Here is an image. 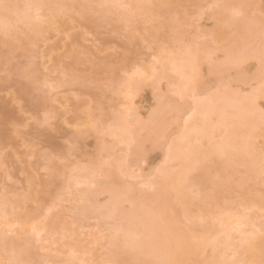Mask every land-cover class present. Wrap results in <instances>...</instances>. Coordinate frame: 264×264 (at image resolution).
I'll return each mask as SVG.
<instances>
[{
	"label": "rangeland",
	"instance_id": "374dc122",
	"mask_svg": "<svg viewBox=\"0 0 264 264\" xmlns=\"http://www.w3.org/2000/svg\"><path fill=\"white\" fill-rule=\"evenodd\" d=\"M59 1L72 5L86 1L90 7L85 9L86 17H83L79 11L67 7L64 12H61L59 21L52 25L53 27L43 25L36 35L26 30L22 21L8 24L7 30L0 32L1 40L11 44L8 45L0 40V198L13 202L5 209L8 220L12 221L16 216L26 220V223H13L9 227L10 230L6 235L10 240L15 241L16 248H8L5 252H0V263L18 264L14 257L17 254L16 251L27 246L30 253L34 254L26 264H68L69 250L66 243L70 241L76 242L81 248L79 249L84 252L82 255L84 260H76L73 264H123L120 258L125 234L123 235L124 230H121V228L124 229L121 216L127 209L128 212L131 211L133 206L144 211L151 209V206L157 203L153 194L154 190L160 186L162 175L165 173L161 167H164L166 172H177V168L184 170V167L179 166L182 165L180 163L183 162L182 160L166 159L164 154L170 141L175 140L180 133L194 102L201 101L207 91L208 93L219 92V94L228 92L232 94L239 91L241 94L247 92L246 95H249L250 88L261 84L263 78H258L256 81V73L261 66L260 77L264 76V68H262L264 54L261 59L264 53V0H241L240 3V0H229L231 5L226 9H224V0H161L163 2L161 6L157 0H137L141 8L134 16L127 10L128 7L124 9L129 0H120L121 6L109 9L100 5V0ZM1 2H6V0ZM236 3L239 4V9ZM235 5L238 10H233ZM234 11H239L240 15H233ZM38 13L48 16L49 10H39ZM4 14L5 12L0 8L1 19L5 16ZM214 29L218 32H213ZM242 42L247 44L243 46ZM238 44L240 48L233 47ZM247 46L253 48L254 52L252 50L253 53L250 52L252 56L249 53V47L247 50L244 49ZM180 47L198 49V54H196L199 55L197 56L198 63L195 62V67H199V64L200 67L196 68L198 72L195 73L193 81L194 84L197 80L193 86L196 97L190 96L189 93L180 94L176 91L177 74L169 69V65H165L164 56L175 54L177 52L175 50H180ZM232 47L236 53H232L234 56L230 53L233 51L230 50ZM197 49L192 50L197 51ZM247 52L251 59L240 63L241 58H237L240 57L239 53L244 54L242 58L246 59ZM228 54L232 55L230 58L237 59L231 62L230 58L226 59ZM235 55L238 56L235 57ZM217 58L223 61L216 60ZM225 61L231 64H223L225 66H221L222 70H220L221 63ZM133 62L138 64L137 69H141L139 71H143L147 76L140 77L141 87L137 88L139 92L135 90H133L134 93L131 92L135 98L130 96L131 94L126 96L120 92L126 79L132 78V75L133 78H138L137 75L131 74L133 72L129 68L132 67ZM209 62L214 64L211 65ZM219 62L220 65L216 64ZM212 73L217 75H212ZM237 76L241 80H238ZM242 76L244 78H241ZM202 79V83L208 84L207 87L200 84L199 81ZM244 79L245 81H242ZM261 85L264 86V84ZM228 87L229 89L225 90ZM230 87L235 91H231ZM262 88L264 90V87ZM128 101L131 102L128 103ZM258 101L263 104L264 109V100L258 99ZM134 105L137 111H134ZM126 108H130L132 113L128 116L132 121L131 130L133 129L134 136L139 138L129 146L136 148L135 146L138 145L139 149L142 147L139 150L140 153L137 152L138 149L131 147L134 149L132 153L137 152L138 154H133L134 158L130 156V164L129 159L126 158L128 156L125 157L128 167L126 162H122V158L131 151L127 152V146L117 143L116 139L114 137L112 139V136L106 134L105 130V127L114 121L116 114L126 115L122 114L128 110ZM150 112L153 115L148 116ZM150 118L152 122L148 124L147 120L150 122ZM144 121L149 127H146ZM101 122L104 130L101 124L97 128L92 126L94 123L99 125ZM170 122H172L170 127L164 125ZM152 123L153 126L160 128L166 126L164 130H167L162 132V129L157 128L160 131L153 133L156 127L151 126ZM158 124L164 126L161 127ZM140 126L148 128L139 132L140 137L143 138L135 135ZM151 128H153L152 131ZM135 129L137 131H134ZM253 130L255 135L253 142L257 146V151L262 153L264 152V123L259 124ZM150 133L153 134L149 135ZM218 134L215 133L214 136ZM159 135L162 136L159 137ZM193 135L197 137L196 133H192L191 137H194ZM148 136L156 137L154 138L155 143L149 140L157 145L154 151L152 150L153 144L151 143L150 146L149 141L145 142ZM111 141L114 143L110 144ZM200 141L202 145L204 141ZM102 144L110 146V152H114L111 153L112 156L115 155L114 157L117 158L124 156L119 158V163H121L119 167L116 166L118 163L109 165L114 168L108 171L106 170L108 165H105V170L91 175L95 182L91 189L99 191V194L103 192L108 194L96 195L95 205L92 206L99 207L88 208L82 217L77 210L78 217H81L78 220L73 210L74 205L77 204L73 199L76 198V196L73 197L76 191H73V195L65 192L64 182L67 177L78 170L76 165H86L90 168V161H93L96 155V158H99L101 154L105 163L111 160L106 156L109 155L107 151H101ZM193 145L201 146L200 144ZM145 150L146 152L151 150V152L146 153ZM214 160L215 158L212 161ZM223 160L224 158H216L215 162L206 163H221ZM122 166L127 170L130 167L131 175L129 171V173L125 172ZM206 166L209 167L206 172V167L194 169L196 167L194 166L189 168L190 171L185 168L187 177L191 176L186 181L192 183L190 185L194 186L193 188L199 182L200 193L202 191L200 196L203 195L202 198L206 199L205 204L192 203L189 205L181 201V198L184 200L188 196V198L193 196L188 189L189 186L187 188L184 186L186 182L182 188L184 190H181L183 196L181 193H179L181 195L173 196L175 194L173 190L168 189L169 197L167 196L166 203L164 202L166 214L170 215L179 227L192 230L196 238L203 230L212 227L209 215L214 216L218 211L238 212L243 209V206L249 205L246 212L253 217L255 226L246 227V229L257 231L254 237L257 238L262 255L254 259V264H261L260 262L264 260V172H260L257 176H248L242 164H234L232 171L230 168H223L220 172H216L213 164L211 166L214 169L209 164ZM121 167L123 170H120ZM205 174H207V179ZM210 177L212 179L214 177V182ZM244 181L249 187V193L245 196L242 195V190L238 186ZM150 182H154V187H147ZM113 183H117L115 186L119 189L123 186L122 191L125 193L127 188L130 191L124 195L125 197L120 191L121 198L111 200L114 196H110V199H107L109 187ZM144 191L146 193H141ZM215 192L218 198L210 203L209 197ZM110 193H112L111 190ZM147 201L151 202L147 203ZM152 201L153 205H151ZM194 201L197 202L196 199ZM252 201L258 202L259 205L253 206ZM81 202L83 201L79 203ZM213 202L215 204L212 205ZM172 206L176 208L173 211L174 214L170 213L173 208L169 207ZM187 206L190 210L187 209V214L184 215L183 209ZM209 208L210 210H207ZM46 213L52 217L57 215L53 219L57 221L60 219L58 226L64 225L67 221H76V223L78 221L84 227L81 228L79 224L78 230L71 226L67 227L66 230L72 229L71 239L74 242L61 233L60 235L64 238L56 239L51 243L52 239L48 238L49 234L46 230L41 232V236L48 239L40 240L33 233L32 227L34 220L39 222V219L41 217L43 219ZM202 214L205 216L204 221H199L198 216ZM70 225L74 227L77 224ZM1 227L3 225H0ZM239 238V232H236L233 242L237 243ZM80 253L81 251L78 255L82 259ZM223 253L222 245L215 249L207 247L202 256L200 255V264H223L224 259L228 261V264H246L245 261L234 263L236 257L230 250L226 257H223Z\"/></svg>",
	"mask_w": 264,
	"mask_h": 264
},
{
	"label": "bare ground",
	"instance_id": "6f19581e",
	"mask_svg": "<svg viewBox=\"0 0 264 264\" xmlns=\"http://www.w3.org/2000/svg\"><path fill=\"white\" fill-rule=\"evenodd\" d=\"M1 1H3V0H0V8L5 12V14H4L5 16L2 19L0 17V32L1 33L5 32L7 30L8 24H14L18 21H22L25 25L26 30H28L29 32H33V35H36L40 32V28L43 25H46L47 27H53L52 25L56 24L59 21V16H60L61 12H64L67 7L69 9H72V10L74 9V10L79 11L83 17H86L84 15L85 12H87V11H85V9H87V7H90L89 4L86 3V1L85 2L83 1L80 4L79 3H73V5L70 3L68 4V3H64V2L60 3L59 0H46V1H44V0H28V1L27 0H25V1L24 0H6V2H1ZM62 1H65V0H62ZM234 1H236V0H234ZM76 2H78V1H76ZM157 2H158V4L160 3V6L163 4V2L161 0H157ZM223 2H224V6H225L224 9H226L227 7H229L231 5V2L229 0H224ZM240 2H241V0L239 1V3ZM74 4H78V5H74ZM99 4L104 6L107 9H109L111 7H114V6H121L122 2L120 0H100ZM233 4H234V2H233ZM238 5L239 4H237V8H238ZM127 7H128V9H127ZM140 8H141L140 2L137 0H129V3L127 4V6L124 7V9H127L130 12V14L133 16H134V14H136L138 12V10ZM43 9L49 10L48 16H46V14H44V13H38L39 10H43ZM224 9H223V11L225 12ZM234 9L238 10V9H236V5H235V8L233 7V10ZM88 10H89V8H88ZM123 13L125 14V12H123ZM171 26L172 25H170V27ZM213 32H218V31H216V29H214ZM178 33L180 34V32H178ZM30 34H32V33H30ZM215 34H218V33H215ZM0 40H1V37H0ZM1 41L4 42L3 40H1ZM4 43L11 45L10 42H4ZM242 44H243V42H242ZM245 44H247V43H245ZM245 44H243V46H245ZM233 47H236V49H237V47H239V44H238V46L234 45ZM233 47L230 49V50H233L232 52H230L231 54L235 52ZM248 47L249 46L245 47L244 49L247 50ZM250 47L248 49L249 53L250 52L253 53L254 52L252 50L253 48L251 47V49H250ZM192 49L194 50L197 48L183 47L180 50H175V52L177 51L175 54H173V55L168 54L169 56H164V57H165V61H166L165 65H169V69L172 70L175 74H177V83H176L177 90L176 91L180 94L189 93L190 96L196 97L197 95L194 93V87L193 86L195 83H197V80L194 84H193V81H194L195 73L198 72V71H196V68L198 69L200 67V64H199V67L198 66L195 67V65H196L195 62L198 63L197 62V59H198L197 56H199V55H196V54H198V49H197V51L196 50L193 51ZM242 50H243V48H242ZM245 50H243V51H245ZM238 52H240V49ZM249 53L247 52V54L245 55L247 57L246 59H245V57L242 58V56H244V54L242 55L241 53H239L240 57H237V58H241V60L244 59L242 61L238 59L240 61V63L248 61L247 59H249L252 56L251 53H250L251 56L248 55ZM234 54H236V53H234ZM263 54L264 53H262V55H261V59H262ZM232 55L228 54L226 56V59H229ZM236 56H238V55H235V57ZM233 58H230L231 62H233L232 60L237 59V58H235V59H233ZM218 59H221V58H217L216 60H218ZM223 59H224V56H223ZM223 59H221V60L223 61ZM221 60H220V62H221ZM238 60H236V61H238ZM220 62L216 63V64L220 65ZM225 63L231 64L227 61L222 62L220 65V68H221V66L227 65ZM238 63L239 62H237V64ZM209 64L213 65L214 63L209 62ZM223 64H225V65H223ZM136 65H138V64L134 63L132 65V67H129V68H131V70L133 72L131 74L137 75L138 78L137 77H136L137 79L133 78L134 76L132 75V78H128L125 80V83L123 85V89H120V90H122L120 92H123L122 95L128 96V94H131V92L133 90L139 92V90L137 88L141 87L140 86L141 85L140 84V81H141L140 77L143 78L146 76V74L143 73V71L140 72L139 70H141V69H139V68L137 69ZM165 65L163 66L164 68H165ZM219 65H215V66L218 67ZM215 66H213V68H215ZM209 68L211 69V67H209ZM260 68H261V66H260ZM260 68H259V71L256 73V76H257L256 81H258L257 80L258 78H263L261 80L263 83L261 82V84H264V76L260 77V73H261ZM262 68H264V64H262ZM220 70H222V68ZM144 72H145V70H144ZM210 72H212V71H210ZM150 73L149 74L152 75V72H150ZM215 73H217V72H215ZM215 73L214 74L212 73V75H217ZM243 74H244V72H243ZM244 75L246 76V73ZM207 76H209V75H207ZM239 77H240V75H239ZM239 77H238V80H241V79H239ZM248 77L250 78V76H248ZM241 78H244V76H242ZM245 78H247V77H245ZM202 81H203V79L201 81H199V82H201L200 84H203V85H205V87H207L206 85H208V84L202 83ZM242 81H245V79ZM259 81H260V79H259ZM141 83L143 84V82H141ZM261 84L258 87L250 88L251 90H249V92H250L249 95H246L247 92L245 94H244V92H242V94H241V92L239 93V91L237 92V90H236L237 93L231 92L232 94H228L230 92H228L227 94H224V93L219 94V92H213V93H215V94H213V93H208V91H207V93L205 94V97L201 101H195L194 102L193 106L190 108L189 116L185 119L184 124H183L182 128L180 129V133L178 134V136H176L175 140H173L172 142L170 141L169 145L167 146V150L164 154L166 159L172 158V159L182 160L183 162H180L182 165H179V166L184 167V170L177 168V170H178L177 172H174V171L173 172H166V171H164L165 168L161 167V168H163L162 171L165 173H163V175H162L160 186L154 190V194H153V195H155V200L157 201V203L155 202L156 204H154L152 201L151 205L154 204V206H151L152 208L149 210L141 211L139 207L134 208V206H133L132 210L129 212L127 209L126 210L127 212L125 211L124 214H122L123 209H126V208H123L120 212L122 214V216H121V218H122L121 220L123 222L122 227L124 228V229L121 228V230L122 231L124 230L123 235L125 234V236H124L125 241L123 243V248H122V256L120 258V261H122L123 264H200V261H199L200 255L202 256V253L204 252V250L207 247L215 249L219 245H222L224 247L223 257H226L229 255V250L232 252L233 256L236 257L234 260V263L245 261L246 264H254V259L255 258L258 259L262 255V252L259 248L260 246L258 245L257 238L254 237V234L257 233V231H255L253 229H251V230L246 229V227L255 226V223L253 221V217L250 216L246 212V209H248L249 205L247 207H245V206H243L244 205L243 204L242 205L243 209L241 211H238V212H235V211L231 212V210H229L228 213H225V211L224 212L218 211V213L215 214L214 216L209 215L207 213V216L209 215V219L212 220V222H211L212 227H209L208 229L205 228L206 230H203V232L199 236H197L196 238L193 235L194 233L192 232V230L190 231V230H186L185 228L183 229V227L182 228L179 227L177 225V223H175L170 218V215L166 214V207L164 206V202L166 203L165 199H167L169 197L167 194L168 189L173 190V192L175 193V194H173V196L176 194H178V195L182 194V196H183V192L181 193V190L182 191L184 190V189H182L183 185L187 182L186 180L191 177V176L187 177L185 168H187L189 170L190 167L193 168L194 166H196L194 169H197L198 167L199 168L201 167V169H204V167H206L205 168V172H206V170H209L208 169L209 167H207L206 165L209 164L211 166L213 164L216 168V172H220V169H223V168H230V171H232V170H234V164H242L245 166L246 175H248V176L249 175L250 176L251 175L257 176L260 172H264V169H263L264 168V152L261 153V152L257 151L258 150V149H256L257 146L253 142V138L255 136L253 129L255 127H257L259 124L264 123L263 104L258 101V99L264 100V98H263L264 97V92H263L264 90L262 88L264 86ZM228 89H229V87L226 88L225 90H228ZM230 89H231V87H230ZM253 89H255V90L253 92H251ZM231 91L234 92L235 90L231 89ZM132 93H134V91ZM238 94H241V95H238ZM130 96H132V94ZM134 98H135V96H134ZM134 98H132V99H134ZM129 100H131V99H129ZM129 102H131V101H128V103ZM132 102H133V100H132ZM133 107L135 108V110L134 109H132V110L137 111L136 110L137 108L135 107V105ZM126 109H128L127 111H125L126 113L125 112L122 113V114H126L125 116L116 114L117 116L115 115L114 116L115 118H113L114 121L111 124H109L107 127H105L106 134H108L109 136H112L111 137L112 139L114 137L116 139L117 143L125 144V146H127V149H128L127 152L131 151L130 153H132V150L138 149L137 152L140 153L141 151H139V150L142 149V147L139 149L138 145H137L138 148H137V146H135L136 148L131 146L132 148H134V149H132L129 146L133 141H135V140L138 141L139 138H136L134 136L133 131H132L133 129L131 130L132 121H130L128 118V116L132 114L129 110L130 108H126ZM152 109H154V108H152ZM154 112H156V111H154ZM150 115H153V114H151V112H150V114L148 116H150ZM164 115H165V113H164ZM148 116L146 115V117H148ZM213 117H215V119H213ZM162 119H164V118H162ZM151 120H152L151 118H150V122L147 120L148 124L152 122ZM186 121H187V124L185 123ZM145 122L146 121H144V123ZM147 122H146V127H149L147 125ZM159 122H161V121H159ZM165 122H167V121H165ZM100 124H101L102 130H104V126H102V122L99 123V125L94 123L92 126L94 128H97L100 126ZM171 124H172V122H170L169 124L166 123L164 125L170 127ZM140 125H142V124H140ZM158 125H161V124H158ZM151 126H153V123ZM163 126L161 125V127H163ZM166 126H164V128H167ZM146 127L143 128V126L142 127L140 126V129L138 130L137 133L135 132V135L140 137V133H141L140 131L143 132L144 129H146ZM153 127H156V126L154 125ZM138 128H139V126H138ZM157 128H160V127H156L155 131H152L153 128H151L150 130L153 133L154 132L157 133L160 131V130L158 131ZM164 128H160V129H162L161 130L162 132H165L167 130V129L164 130ZM136 129L134 131H137ZM141 129H143V130H141ZM218 132H219V134H218ZM102 133H105V132H102ZM153 133H150L149 135H151ZM192 133L193 134L196 133L197 137H196V135L195 136L193 135L196 138L191 137ZM215 133H217L218 136H214ZM159 134H163V133H159ZM145 136H147V135L145 134ZM153 136H155V135H153ZM160 136H162V135H159V137ZM140 138H143V137H140ZM149 138H150V136H148V140L145 142H148L149 140H152V142H154V138H156V137L150 138V139ZM158 138H157V140H158ZM200 140L204 141V143L202 145H201ZM198 141H200V142H198ZM145 142H143V143H145ZM152 142H150V146H151ZM194 142H196V143H194ZM112 143H114V142L111 141L110 144H112ZM143 143L141 145H143ZM154 143H152L154 145V146L152 145L153 151L155 150V148H157L156 147L157 145ZM104 144H107V143H104ZM193 144H200L201 146L197 147L196 145L194 146ZM109 148H110V146L107 147V145L104 146L103 144L100 146L101 151H104V152L107 151L106 153L109 155H106V156H107V158L110 157L111 160H109L108 162L106 161L107 163H105L103 160L104 158H102L101 154H100L99 158H96L97 157V155H96V157L93 158V161H90V163H91V165L89 164L90 168H88L86 165H83V166H79V164L76 165V169H78V170H76V172L74 174L67 177V180L64 182V188L66 189L65 192H68V193L70 192L73 195V191L74 190L76 191V195H73V197L76 196V198L75 197L73 198L74 201H76V203H77V204H75L76 206L74 205V207H73V210L75 211L76 215L78 214V212L80 213L79 215L81 217H82V215H85V213H86L85 211H87L88 208H92L93 207L92 205H95L94 200L96 198V195H102L104 193V192L103 193L100 192L101 194H99V191H94V189H91L92 185L95 183L94 180L91 178V175H93L94 173H100L101 171L105 170V167H104L105 165H108V166L111 165L112 166V165H115V163L116 164L118 163L116 165V166H118L121 164V163H119V158L121 159V156L123 157L124 155L120 154L121 155L120 157H118V158L114 157L115 155L114 156L111 155V153L113 154L114 152H110L111 150ZM148 148H150V147H148ZM148 148H147V150H148ZM98 150H99V148H98ZM123 150H122V152H124ZM108 152H110V153H108ZM137 152L132 153V155H129L130 153H128V154L126 153L124 158H122V162L123 161L126 162V158H127V159H129L128 161L130 164V162H131L130 156H133V154L137 155L138 154ZM145 152H146V150H145ZM147 152H151V150H149ZM126 156H128V157H126ZM134 157L135 156H133L132 158H134ZM213 158H215V160H216V158H219V159L224 158V160L221 163L210 164L211 162H215V160L212 161ZM208 161H210V163H206ZM218 161H216V162H218ZM126 165H127V162H126ZM108 166H107L106 170H108L110 168H112V169L114 168V167H111V166L108 167ZM128 166L129 165H127V167ZM118 167H117V169H119ZM122 167L120 170H123ZM211 167L213 168V166H211ZM123 168L125 169V167H123ZM125 170H126L125 172L129 173L130 170H132V169H130V167H129V170H127V168ZM108 171H110V170H108ZM117 171L119 172V170H117ZM112 172H113V170H112ZM131 173H132V171L130 172L129 175H131ZM187 173H189V172H187ZM213 173H211V174H213ZM211 174L209 176H211ZM204 176L207 179V177H206L207 174H205ZM212 176H214V175H212ZM194 179H197V178H194ZM213 179H214V177H213ZM213 179L211 178V180H213ZM115 181L117 183H119L117 180H115ZM189 182H191V180ZM213 182H214V180H213ZM245 182L246 181L241 182V184L239 183L240 185H238L242 190L241 191L242 195H244V196L249 193V187H248L247 183H245ZM117 183H115V184H117ZM203 183H205V182H203ZM115 184L113 183L112 186L109 187V189L111 190L112 193H110V190L108 191L109 197H107V199L108 198L110 199V196H114L111 198V200L113 198L119 199L122 197V196H119L120 195L119 192L124 189V188H122L123 186H120L121 188L119 189V188H117V186H115ZM190 184H192V183L187 182L184 186H186V188L189 186L188 189L193 196L188 198L189 196L186 197V195H187L186 194V195H184L186 198H184V200H182L183 198H181V201H184V204H189V205L190 204L192 205V203L205 204L206 199L202 198V197H204L203 195H202V197L200 196L202 191L200 193L199 182L195 184L196 185L195 188H193L194 186H192ZM214 184H216V183H214ZM225 184L226 185L228 184L227 181L225 182ZM147 185H148L147 187H149V188L154 187V182H150ZM79 186H80V188H77ZM202 186H205V185H202ZM218 186H219V184H218ZM106 189H108V188H106ZM226 189H228V188H226ZM103 190L105 191V186H104ZM129 191L130 190L127 188L126 193H128ZM138 192H139V190H138ZM138 192H137V194H139ZM126 193L122 191L121 194H123V196H124V195H126ZM141 193H146V191L141 192ZM179 193H181V194H179ZM104 194H108V193L105 192ZM131 194L133 195V192H131ZM131 194H128V195L131 196ZM144 195L147 196L146 194H144ZM134 196H136V195H134ZM126 197H128V196H126ZM140 197H141V195H140ZM137 198H139V197L137 196ZM209 198L211 199L210 203L213 200L216 201L215 199L218 198L217 192L213 193ZM195 199L197 200V202L194 201ZM56 200H58V199H56ZM254 200H256V199H254ZM80 201H83V202L79 203ZM258 201H259V199H258ZM136 202H137V200H136ZM144 202H146V201L144 200ZM148 202H151V201H147V203ZM253 202L254 201H252L253 206L254 205L256 206L258 204V202H254V203ZM10 203H13V202H11V200H8V199L0 198V225H3V227L0 228V252H5L6 249H8V248L9 249H12L14 247L16 248L15 241L10 240L6 235V233L10 230L9 227L13 223H26V220H24V218L22 220L18 216H16L12 221H10L6 218L7 213H6L5 209H6V206H8ZM112 204H114V203H112ZM213 204H215V202H213L212 205ZM216 204H217V202H216ZM250 205H251V203H250ZM170 206H171V204H170ZM95 207L98 208L99 206H95ZM95 207H93V208H95ZM148 207L150 208V206H148ZM188 207L189 206H187V208L183 209L184 215L187 214V209L190 210ZM169 208H173V210H171V212L168 211L170 213H173L174 209H176L173 206L169 207ZM77 210H78V212H77ZM207 210H210V208ZM209 212L213 213L212 211H209ZM173 214H171L172 217H173ZM79 215H77V217ZM54 217H57V215L55 214L52 217L49 215V213L48 214L46 213V215L44 214L43 219H42V217L40 218L42 220L39 219V222H36L33 219L35 222V223H33V227H32L33 233L40 240H44L47 238L45 236H41V232L45 231V230L49 234L48 238L52 239L51 243L55 242L56 239L64 238L62 235H60L61 233L68 236V240H70L72 238V234H71L72 229L71 228L78 230V227L79 228H80V226H81V228L84 227V225L82 226V224H79L78 221H77V223H76V221H71V222L67 221V222H64V225L58 226L57 224H60V219L57 221V220L53 219ZM81 217H78V220ZM204 217L205 216L203 214L198 216L199 221H204ZM55 219H57V218H55ZM214 221H216V223ZM72 223L75 225L79 224L80 226L76 225L77 227L76 226L73 227V225H70ZM55 224H56V227H55ZM61 224H63V222H61ZM198 224H199V222H198ZM68 226H71V228H68V230H66ZM248 231H250V233H248ZM190 232H192V234ZM236 232H239L240 238H239V241L237 243H234L233 242L234 234ZM67 233H69L71 236ZM54 236H56V238ZM52 237H54V238H52ZM68 240H66V241H68ZM66 241H65V243H66ZM71 241H73V240L71 239ZM77 245L78 244L76 242L72 243L69 241L66 243V246L68 247V250H69V257L67 259L68 264H73L76 260L77 261L84 260L82 257L84 252H82V250H80L81 248L78 247ZM231 247H232V249H230ZM80 251H81L80 254H81L82 259L78 255ZM16 253L17 254H16V256L14 255V257H16L18 264H26L28 262V260L31 258V256L34 254L32 252L30 253L27 246H24L23 248L19 249L18 251H16ZM110 254H112L111 251H110ZM49 257H53V256L49 255ZM46 260L48 261L49 259H46ZM44 263H46V262H44ZM0 264H2V263H0ZM223 264H228V261L226 259H224Z\"/></svg>",
	"mask_w": 264,
	"mask_h": 264
},
{
	"label": "snow or ice",
	"instance_id": "6c2138e0",
	"mask_svg": "<svg viewBox=\"0 0 264 264\" xmlns=\"http://www.w3.org/2000/svg\"><path fill=\"white\" fill-rule=\"evenodd\" d=\"M233 15H240L239 11H234ZM187 124V121L185 122ZM261 264H264V260L261 261Z\"/></svg>",
	"mask_w": 264,
	"mask_h": 264
}]
</instances>
